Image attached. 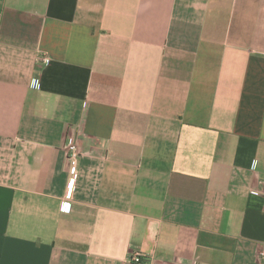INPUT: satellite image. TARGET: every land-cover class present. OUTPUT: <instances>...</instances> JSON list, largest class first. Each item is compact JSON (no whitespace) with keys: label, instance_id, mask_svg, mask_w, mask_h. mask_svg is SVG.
Segmentation results:
<instances>
[{"label":"crops","instance_id":"0c3cea01","mask_svg":"<svg viewBox=\"0 0 264 264\" xmlns=\"http://www.w3.org/2000/svg\"><path fill=\"white\" fill-rule=\"evenodd\" d=\"M263 249L264 0H0V264Z\"/></svg>","mask_w":264,"mask_h":264},{"label":"built area","instance_id":"2783aa9c","mask_svg":"<svg viewBox=\"0 0 264 264\" xmlns=\"http://www.w3.org/2000/svg\"><path fill=\"white\" fill-rule=\"evenodd\" d=\"M66 153H67V159L69 161V165L71 167V171L74 173L77 165V160L79 157V152H78V145L73 136H68L66 140ZM74 178H72L69 182L70 185L73 184ZM260 257H264V249L260 251L259 253ZM129 261L133 264H140L141 263V255L136 252L133 253Z\"/></svg>","mask_w":264,"mask_h":264}]
</instances>
